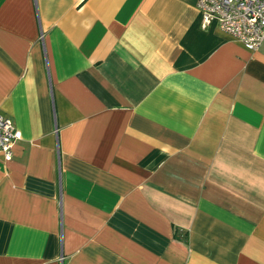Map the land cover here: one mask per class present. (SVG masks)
<instances>
[{
  "label": "crops",
  "instance_id": "0c3cea01",
  "mask_svg": "<svg viewBox=\"0 0 264 264\" xmlns=\"http://www.w3.org/2000/svg\"><path fill=\"white\" fill-rule=\"evenodd\" d=\"M197 0H0V264H264V44Z\"/></svg>",
  "mask_w": 264,
  "mask_h": 264
},
{
  "label": "built area",
  "instance_id": "2783aa9c",
  "mask_svg": "<svg viewBox=\"0 0 264 264\" xmlns=\"http://www.w3.org/2000/svg\"><path fill=\"white\" fill-rule=\"evenodd\" d=\"M202 25L216 22L218 27L255 51L264 44V0H197ZM21 132L12 119L0 114V152L10 160Z\"/></svg>",
  "mask_w": 264,
  "mask_h": 264
}]
</instances>
